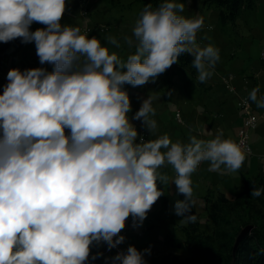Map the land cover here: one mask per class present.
<instances>
[{
	"label": "clouds",
	"instance_id": "1",
	"mask_svg": "<svg viewBox=\"0 0 264 264\" xmlns=\"http://www.w3.org/2000/svg\"><path fill=\"white\" fill-rule=\"evenodd\" d=\"M66 7V0H0V42L34 41L40 64L53 65L51 72L9 70L0 94V264H86L102 255H92L93 245L111 251L124 242L128 218L142 223L164 195L168 165L184 197L174 214L194 223L191 177L200 164L235 173L246 160L242 145L223 130L209 140L192 135L186 144L166 134L145 141L128 116L123 86L154 82L182 54L193 57L200 83L212 77L220 55L197 43L202 17L181 15L185 4L177 0L149 3L123 37L135 48L123 59L80 27L61 25ZM33 23L45 27L30 31ZM106 39L121 47L116 37ZM258 92L254 87L245 104L264 108ZM153 99H144L132 117L151 134ZM262 194L264 187H253L251 197ZM110 259L145 264L131 245Z\"/></svg>",
	"mask_w": 264,
	"mask_h": 264
},
{
	"label": "rangeland",
	"instance_id": "2",
	"mask_svg": "<svg viewBox=\"0 0 264 264\" xmlns=\"http://www.w3.org/2000/svg\"><path fill=\"white\" fill-rule=\"evenodd\" d=\"M177 2L185 4L181 15L187 18H203V27L197 33V43L201 47L211 44L218 48L220 60L215 66L212 77L205 83L197 80L198 73L192 65L183 67L179 63H174L155 79L153 85L151 81L142 87L125 84L123 88L127 91L131 102L129 119L135 126L139 137L142 130L145 131V141L155 140L166 134L173 142L175 134L178 136L183 130L189 132L186 123H181L182 119L187 121L191 114L196 115L198 110L203 109L216 117L225 112L231 113L236 119V124H233L234 130L238 132L245 126V120L248 117L247 112L239 106V101L244 97L248 98L254 87H259L258 98L264 97V54L262 52L264 49V0H255L253 3L245 4L236 24L222 22L220 6L209 0H177ZM66 4V11L60 21L61 25L80 27L82 33H87L89 38L97 37L103 46L109 48L110 52H116L123 59L135 51L134 47L129 48L124 44L123 37L131 35L134 23L144 8L140 1L66 0ZM34 24L37 29L45 27L39 23ZM108 36L116 37L121 47L116 48L109 44L106 39ZM38 67H43L49 72L53 70L51 64H40L34 41L26 43L23 48L10 49L5 63L0 67V94L8 83L9 70L24 71ZM231 74L234 77L230 79ZM149 95L154 98L152 106L155 109V115L151 119L157 123V128L152 134L141 120L132 119L141 107L142 101ZM251 106L256 117V126L249 130L252 152L245 151L246 160L243 167L235 173H228L223 168L211 169L209 162H202L192 174L194 215L201 229L205 231H211L214 227L212 211L205 208V195L208 192L222 191L229 197H235L241 190V187L238 188L237 185L240 184L243 173L252 175L258 174L260 172L258 170H264V108H258L253 102ZM205 117L208 119L207 116ZM240 117L241 122L237 121ZM193 119L195 117L188 121L191 122ZM203 119L208 122L205 118ZM188 127L190 131L194 128L192 125ZM257 133L260 134V139L256 137ZM66 134H69L68 130ZM236 138L235 136L232 139ZM260 154L262 158L259 157ZM162 171L168 174L170 180L167 185H160L164 195L152 206L146 219L140 223L134 222L129 217L125 228L120 233L125 237L124 242L111 251L107 249L106 244L93 245L92 255L98 252L102 255L95 260L89 258L86 264H112L110 258L114 257L117 252H126L130 245L144 253L145 264H184L192 257L187 247H174L164 243L166 228L177 229L186 223L182 221V217L175 215L173 210L175 201L181 199V194L177 192L175 184L171 183V179L175 176L174 170L168 165ZM243 221H245L244 225L241 224ZM246 224L260 226V222L248 219L247 214L243 212L230 217L227 227L231 232L235 228H244ZM176 233L180 235L178 229ZM194 264H222V261L203 256L198 258Z\"/></svg>",
	"mask_w": 264,
	"mask_h": 264
},
{
	"label": "trees",
	"instance_id": "3",
	"mask_svg": "<svg viewBox=\"0 0 264 264\" xmlns=\"http://www.w3.org/2000/svg\"><path fill=\"white\" fill-rule=\"evenodd\" d=\"M145 7L149 3L153 8L157 7L161 0H138ZM220 6V18L224 23L236 24L239 13L245 4L253 3L255 0H209ZM36 25L30 26V31H35ZM20 38L7 43L0 42V67L5 63L10 49L23 48ZM193 57L190 54H182L178 63L187 67L192 65ZM264 187V174L253 175L242 174L241 182L237 185L241 190L235 197H229L225 192H208L205 195L206 207L212 211L213 229L205 231L201 229L198 220L194 223H186L176 228H166L164 232V243L174 247H187L192 257L184 264H194L200 257L217 258L222 264H264V194L258 198L251 197L253 187ZM184 199L183 195H180ZM165 201V199L163 200ZM247 214L248 219L260 222V226H254L236 248L237 238L241 229L228 230L227 223L230 217L237 214ZM192 208L190 214H194ZM245 224V221L241 223ZM257 224V223H256ZM249 224H246V226Z\"/></svg>",
	"mask_w": 264,
	"mask_h": 264
},
{
	"label": "crops",
	"instance_id": "4",
	"mask_svg": "<svg viewBox=\"0 0 264 264\" xmlns=\"http://www.w3.org/2000/svg\"><path fill=\"white\" fill-rule=\"evenodd\" d=\"M210 82L216 83L217 81H210ZM151 83L153 85V82H151ZM201 87L204 88L203 86H201ZM217 99H218V97H217ZM218 101L222 102L221 100H218ZM205 116H207L208 119ZM189 117L190 118L187 119V121H185V120L183 121V119H182V122H181V123H183V122L186 123L189 132H184V130H183V132L179 133L178 136L175 134L176 137H175V140L173 142H176L179 140L189 142V137L192 135H195L198 139H204V140L213 139L218 130H223L225 138H234L235 136L237 137L238 132L234 130V125H233V124H236V122H235L236 119L233 118V115L231 113L225 112V114H219L218 117H216V115L212 116L211 112L207 113V110L203 109V110H198L196 115L191 114V116H189ZM192 117L193 118L195 117V119L192 120V121H194L193 122L194 125H193V123H191L192 121L191 122L188 121ZM202 117L205 118L206 120H208V122L204 121V119ZM237 121L241 122V117ZM188 125H190V126L192 125L194 127L193 130L191 129V131H190ZM256 135H257L256 137H258V139H260V134L257 133ZM171 141H172V139H171ZM259 157L262 158V154H260ZM258 171H260L259 173L264 174V170L261 169Z\"/></svg>",
	"mask_w": 264,
	"mask_h": 264
},
{
	"label": "built area",
	"instance_id": "5",
	"mask_svg": "<svg viewBox=\"0 0 264 264\" xmlns=\"http://www.w3.org/2000/svg\"><path fill=\"white\" fill-rule=\"evenodd\" d=\"M263 54H264V49H263ZM234 75H230V79L233 78ZM234 88V87H233ZM233 88H231V90H233ZM247 100L246 97H244L243 99H241L239 101V106L245 110V112H247V120H245V126L243 128L240 129V131H238L237 133V138L236 139H233L235 141H237L238 143H240L242 145V148L245 150V151H248V152H252V148H251V143L249 141V130L254 128L256 126V117L253 113V109H252V106H251V102L248 101L247 104H245V101ZM253 110V111H252ZM140 137H142L144 140L146 138V133L144 130H142V133L140 135ZM139 142V141H138Z\"/></svg>",
	"mask_w": 264,
	"mask_h": 264
},
{
	"label": "water",
	"instance_id": "6",
	"mask_svg": "<svg viewBox=\"0 0 264 264\" xmlns=\"http://www.w3.org/2000/svg\"><path fill=\"white\" fill-rule=\"evenodd\" d=\"M252 228H253V225H252V224H249V225L245 226V227L241 230V232H240V234H239V236H238V238H237L236 248H237L238 244L240 243V241H241V240H242L247 234L250 233V231L252 230Z\"/></svg>",
	"mask_w": 264,
	"mask_h": 264
}]
</instances>
